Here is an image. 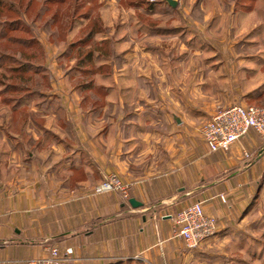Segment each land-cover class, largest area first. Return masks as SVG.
<instances>
[{"label": "crops", "instance_id": "1", "mask_svg": "<svg viewBox=\"0 0 264 264\" xmlns=\"http://www.w3.org/2000/svg\"><path fill=\"white\" fill-rule=\"evenodd\" d=\"M253 3L229 16L224 10L214 25L224 29L235 15L260 18L252 42H229L221 60L207 61L212 94H176L174 86L152 94V81H182L183 34L174 26L158 37L128 21L120 33L143 38L116 41L109 111L85 108L86 98L71 92L42 94L47 105L31 104L37 120L25 125L24 104L0 108V264H25L53 246L74 251L67 264H231L250 220L263 214L264 137L250 132L229 151L212 153L201 127L234 104L264 106V0ZM165 37L174 40L167 55L156 42ZM111 176L131 186L128 199L95 193ZM197 202L217 220V233L190 250L171 217Z\"/></svg>", "mask_w": 264, "mask_h": 264}, {"label": "rangeland", "instance_id": "2", "mask_svg": "<svg viewBox=\"0 0 264 264\" xmlns=\"http://www.w3.org/2000/svg\"><path fill=\"white\" fill-rule=\"evenodd\" d=\"M3 1L7 3L8 9L16 8L17 14L7 12L0 20L11 22L22 20V29L17 32L9 29V25L6 27V38L16 36L28 43L20 46L1 40L0 50L21 60L20 62L24 64L31 62L35 65V71L32 70L30 73L27 70L28 72L22 75L10 72L9 69L14 67V64L8 60L6 67L0 69V82L5 81L6 86L13 84L27 90L8 94H28V91H32L33 94H70L71 92L82 94L80 95L81 101L86 98L85 108L107 111L110 110V105L106 100L108 94H111L109 75L111 64L115 62L113 60L114 49L116 41L128 39V31L120 33L122 26L128 24V21H132V26L131 24L130 26L135 30L143 25L149 26L152 34L156 33L158 37H162L161 32L158 31H169L174 26L181 28L180 34H183L181 38L183 49L178 57L182 56L181 59H187L188 63L182 67L184 71L182 81L167 82L161 85L152 81L151 85L155 87L151 91L152 94H157L158 86L167 94H170L168 91L170 88L173 89V86L176 94H179L180 89H183L181 94H212V90L207 91L208 87L213 89L212 83H207L212 63L206 67L207 61L210 58L221 60L222 48L229 42H252L257 33L256 27L260 22V18L256 19L254 15L240 22L235 15L229 20L227 18L224 29L223 25H220L215 28V31L213 30L214 25L222 18L224 10L228 14L233 9L241 11L246 6L252 8L254 0H174L176 2L174 8L166 0ZM81 21L83 22L79 26L80 29H77V35L72 36L70 29L76 28ZM243 22L244 27H242ZM2 28L4 27L0 30H3ZM140 30L139 32L142 33ZM91 32L93 33L87 40ZM177 34L179 36V33ZM142 38V35L132 37L137 43H140ZM105 39V42H101ZM133 40L128 39L131 42ZM30 42H33L31 46ZM79 42H84V44H79ZM156 42H159L166 55L170 54L169 51L174 45L173 39L159 38ZM91 50L94 53L92 61H89L87 54ZM22 53L24 56L21 58ZM29 55H33L32 60H28ZM59 76L61 79H58ZM195 77H199L200 80L195 82ZM59 80L64 81L58 83ZM216 93L222 94L219 89ZM4 98L6 95L0 96V108H9L10 104L5 102ZM27 102V104L24 103L23 111H21L25 123V117L28 123L31 120L28 110L31 104H41L44 101L37 97ZM199 102L201 103L199 108L203 110L201 105L203 102L204 105L207 104V100L203 99ZM53 104L59 106L56 102ZM42 105H47V103L44 102ZM34 119L37 120L36 117ZM206 122L202 125V130ZM24 140H27V137H24ZM262 210L263 214L256 215L250 220L251 230L249 229L247 233V240L238 244V248L233 249L235 253L232 254L231 264H264V201ZM255 223L259 225L256 232L253 229Z\"/></svg>", "mask_w": 264, "mask_h": 264}, {"label": "built area", "instance_id": "3", "mask_svg": "<svg viewBox=\"0 0 264 264\" xmlns=\"http://www.w3.org/2000/svg\"><path fill=\"white\" fill-rule=\"evenodd\" d=\"M250 132L264 137V107L234 104L213 114L203 127L202 136L210 152L216 153L229 151ZM130 191L131 186L116 176L107 178L95 188L97 194L119 193L125 199L129 198ZM221 199L225 202L224 197ZM171 218L178 236L190 250L200 248L217 233V220L205 213L200 202L182 209ZM73 255L71 248L53 246L47 249L44 257L28 260L25 264H67Z\"/></svg>", "mask_w": 264, "mask_h": 264}, {"label": "trees", "instance_id": "4", "mask_svg": "<svg viewBox=\"0 0 264 264\" xmlns=\"http://www.w3.org/2000/svg\"><path fill=\"white\" fill-rule=\"evenodd\" d=\"M7 12H14L15 14H17L16 13V8L14 9V8L10 7L8 9L7 3L5 1H3V0H0V18L5 16V14H7ZM80 18H82V16ZM8 25H9V29H11L14 32H17L18 30L22 29V27H21L22 26V20L21 19L15 20L14 22L1 21L0 20V29H1V27H4V28H2L3 30H0V41L1 40L2 41H6V43L8 42V43H11V44H14V45L15 44H19L20 46H23V44H27L28 43V41H26V40L24 41V40H22L20 38H17L16 36H12V37H9L7 39L6 38V32H7L6 31V27ZM72 30L73 29L71 28L70 32H72ZM92 33L93 32H91V34H89V37L87 38V40L90 39ZM87 40H85V41H87ZM84 42H79V44L83 45ZM32 43L33 42H30L29 45L31 46ZM4 50H6V49H4ZM93 53L94 52L91 50V51H89V54H87V59L89 61H92ZM20 56L22 58V56H24V53H22V55H20ZM27 58H28V60H30V59L32 60L33 59V55H29ZM8 60L13 62V64H14V67L9 69L10 72H12V73H18V74H22L23 75V74H25V72H28L27 70H29L30 73H32V70L35 71V68H34L35 65H33V63L25 62V64H24L23 62H20L21 60H17V58L12 57V56L6 54L5 52L3 53V51L0 50V69L4 68V66L6 65ZM36 71H38V70H36ZM22 91H27V90L25 88H23V87H20V86H17V85H13V84H10L9 86H6L5 81L0 82V96L4 97L6 95V98H4V101L8 102V104H10V108H18L22 104L26 103L28 100H31L32 98H37V97L41 98L42 97V94H33L32 91H28V94H21V95L20 94H8L10 92H12V93H20ZM18 95H20V96H18ZM258 107H264V106H258ZM25 119H26V123H28L27 122L28 119L26 117H25ZM31 119H34V115H32V114H31ZM21 122L24 125L26 124L25 122H23V113H21Z\"/></svg>", "mask_w": 264, "mask_h": 264}, {"label": "water", "instance_id": "5", "mask_svg": "<svg viewBox=\"0 0 264 264\" xmlns=\"http://www.w3.org/2000/svg\"><path fill=\"white\" fill-rule=\"evenodd\" d=\"M166 2H167L170 6H172L173 8L176 7V2H175L174 0H166ZM130 204H131L133 207H137V206H139V204H138L135 200H133V199L130 200Z\"/></svg>", "mask_w": 264, "mask_h": 264}]
</instances>
